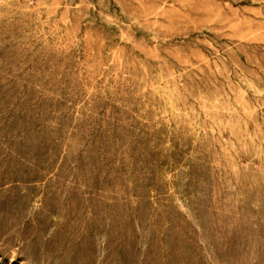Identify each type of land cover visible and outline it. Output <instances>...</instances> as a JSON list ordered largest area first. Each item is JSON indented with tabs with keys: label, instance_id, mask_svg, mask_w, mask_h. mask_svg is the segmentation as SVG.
<instances>
[{
	"label": "rangeland",
	"instance_id": "374dc122",
	"mask_svg": "<svg viewBox=\"0 0 264 264\" xmlns=\"http://www.w3.org/2000/svg\"><path fill=\"white\" fill-rule=\"evenodd\" d=\"M0 264H264V0H0Z\"/></svg>",
	"mask_w": 264,
	"mask_h": 264
}]
</instances>
